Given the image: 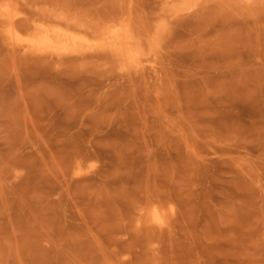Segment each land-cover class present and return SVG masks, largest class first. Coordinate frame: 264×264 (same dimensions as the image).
<instances>
[{
    "label": "rangeland",
    "instance_id": "374dc122",
    "mask_svg": "<svg viewBox=\"0 0 264 264\" xmlns=\"http://www.w3.org/2000/svg\"><path fill=\"white\" fill-rule=\"evenodd\" d=\"M0 264H264V0H0Z\"/></svg>",
    "mask_w": 264,
    "mask_h": 264
},
{
    "label": "bare ground",
    "instance_id": "6f19581e",
    "mask_svg": "<svg viewBox=\"0 0 264 264\" xmlns=\"http://www.w3.org/2000/svg\"><path fill=\"white\" fill-rule=\"evenodd\" d=\"M7 11H8V10H7ZM7 11H5V12H7ZM5 12H4V13H5ZM5 14H6V13H5ZM2 15H3V14H2ZM4 16H5V15H4ZM4 16H3V17H4ZM7 18H8V17H7ZM10 19H12V18H10ZM40 29H41V28H40ZM44 31H45V30H44ZM51 31H52V30H51ZM14 32H15V31H14ZM36 32L38 33L39 31H36ZM10 33H11V32H10ZM16 33H17V32H16ZM16 33H15V34H16ZM11 34H12V33H11ZM116 35L118 36V34H116ZM10 36H11V35H10ZM16 36H17V35H16ZM36 36H37V34H36ZM38 36H39V35H38ZM53 37H54V36H53ZM118 37H119V36H118ZM17 38H18V36L15 38V40L18 42V39H17ZM13 39H14V38H13ZM21 39H22V38H21ZM70 39H71V38H70ZM115 39H116V36H115L114 40H115ZM13 41H14V40H13ZM20 41H22V40H20ZM116 41H117V39H116ZM118 41H119V40H118ZM13 43H14V42H13ZM27 44H28V43H27ZM29 45H30V44H29ZM23 46H24V45H23ZM30 46H31V45H30ZM44 47H45V46H44ZM25 48H26V44H25ZM31 48H32V47H31ZM26 49H27V48H26ZM32 49H33V48H32ZM40 49H41V48H40ZM45 49H46V48H45ZM57 49H58V48H57ZM30 50H31V49H30ZM34 50H35V48H34ZM47 50H49L48 47H47ZM58 50H59V49H58ZM36 51H37V50H36ZM52 51H53V50H52ZM68 51H69V50H68ZM39 52H40V51H39ZM41 52H42V51H41ZM41 52H40V53H41ZM49 52H50V51H49ZM63 52H64V51H63ZM43 53H44V52H43ZM53 53H55V52H53ZM57 53H58V52H57ZM59 54H60V53H59Z\"/></svg>",
    "mask_w": 264,
    "mask_h": 264
}]
</instances>
